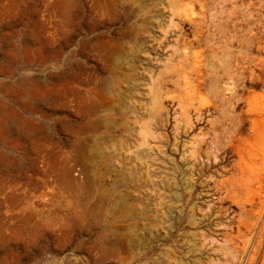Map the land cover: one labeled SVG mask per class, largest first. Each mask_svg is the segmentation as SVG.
Wrapping results in <instances>:
<instances>
[{"label":"rangeland","instance_id":"1","mask_svg":"<svg viewBox=\"0 0 264 264\" xmlns=\"http://www.w3.org/2000/svg\"><path fill=\"white\" fill-rule=\"evenodd\" d=\"M119 31L137 70L153 31L190 62L151 119L105 143L83 136V87L103 70L83 45ZM107 160L118 185L98 178ZM104 190L124 202L89 217ZM90 260L264 264V0H0V264Z\"/></svg>","mask_w":264,"mask_h":264},{"label":"crops","instance_id":"2","mask_svg":"<svg viewBox=\"0 0 264 264\" xmlns=\"http://www.w3.org/2000/svg\"><path fill=\"white\" fill-rule=\"evenodd\" d=\"M101 2V0H100ZM106 2V1H105ZM100 7V6H99ZM104 8L117 10L121 8V2L111 1L109 4L102 5ZM153 16L151 24L157 31L164 24V13L160 11L159 3H152ZM157 10V11H156ZM115 17L109 22L110 25L121 23V17L118 12L114 13ZM154 30V29H153ZM130 35L122 32H104L95 33L88 43L83 45L93 54L103 70L99 67L95 70L94 82H89L83 96L87 97L84 104L87 110L81 113L82 120H87L82 126L83 136L90 135L92 128L100 129L105 138L104 142L111 143L119 141L118 138L126 136L130 130L127 128L128 123L135 121L149 120L153 117L152 112L155 106L160 103V84L175 79L169 76V71L177 67H187L189 58L183 53L179 57L174 54L162 56L160 53V34L152 33V46L149 47V38L145 37L139 42V51L143 54L141 70L134 67L136 62L134 53L127 48V41ZM170 47V46H169ZM176 48V46H172ZM181 50L180 46L177 47ZM151 54L150 57L148 54ZM127 54V57H123ZM151 113V116H150ZM121 140V139H120ZM103 172H99V179H111L112 185L120 184L122 174L118 171L113 172V162L107 160L102 165ZM117 169V167H116ZM114 181L112 182V178ZM111 191V190H110ZM109 191V192H110ZM104 190V194L94 195L93 204L97 208V202H108L111 200L124 202L122 192L116 196ZM126 210V209H125ZM121 205L112 213L111 209H106L104 216H125V211ZM133 217H139L138 211L131 210ZM101 214V209L93 210L90 216ZM105 260H90L89 264H106ZM114 264H129L128 260H115ZM138 264V261H136ZM143 264V261L140 263Z\"/></svg>","mask_w":264,"mask_h":264}]
</instances>
